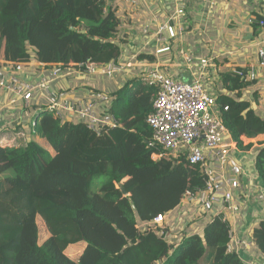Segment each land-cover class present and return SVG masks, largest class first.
<instances>
[{
	"label": "trees",
	"instance_id": "1",
	"mask_svg": "<svg viewBox=\"0 0 264 264\" xmlns=\"http://www.w3.org/2000/svg\"><path fill=\"white\" fill-rule=\"evenodd\" d=\"M121 21L118 7L104 0H0V65L26 64L32 57L65 67L106 63L120 55ZM251 28L258 34L256 24ZM242 72L220 73L227 93L218 94L216 103L230 136L245 151L253 143L243 137L264 134V119L238 100L258 78L249 81L247 70ZM155 93L143 78L107 93L120 126L101 135L41 113L34 128L38 137L27 145L0 142V264H246L227 250L228 228L217 218L188 235L177 224L171 239L144 226L178 207L186 189L203 185L197 167L170 155L152 159L145 120ZM25 111L17 114L26 116ZM254 151V169L264 185V145ZM93 178L101 180L97 192L91 191ZM37 217L47 232L42 242ZM250 237L264 257V219ZM79 243L83 249L71 258L66 250Z\"/></svg>",
	"mask_w": 264,
	"mask_h": 264
},
{
	"label": "built area",
	"instance_id": "2",
	"mask_svg": "<svg viewBox=\"0 0 264 264\" xmlns=\"http://www.w3.org/2000/svg\"><path fill=\"white\" fill-rule=\"evenodd\" d=\"M184 13L183 5H177L174 14L157 24L156 30L151 34L158 43L155 54L172 50L171 42L183 33L182 21L178 26L174 19L182 20ZM153 19L156 17L153 16ZM254 21L263 33L258 42L257 56L259 66L264 68V19ZM143 31L151 33L150 24L145 25ZM179 54L186 68L195 69L194 79L190 82L162 73L157 64L149 68L146 63L141 62L143 66L137 68L136 76L156 88L151 110L145 120L150 130L147 147L152 151L151 157L154 160L170 155L176 162L183 160L188 166H195L200 170L203 185L185 190L179 203L180 211L189 213L186 217L188 222H192V219H201L203 222L215 218L221 220L228 228L230 241L227 250L238 252L235 245L241 247V243L249 246L253 242L249 239L235 244L237 222L253 204H264V185L258 180L253 162L248 170L246 162L249 161L241 160L234 154L239 148L221 119L214 94L216 92L211 93L213 88L202 81L208 71V60H196L193 54L182 50H179ZM119 58L120 55L103 64L83 62L77 67L43 63L33 57L26 64L0 65V92L8 96L0 104V142H27L25 137L18 140L17 134L24 124L34 134L41 113H49L60 120L82 123L95 135L119 127L118 119L109 110L111 97L87 82L96 75L111 78L125 73L130 63ZM142 67L147 69L142 70ZM233 72L239 76L244 75L240 68ZM254 76L255 69L251 68L246 77L250 80ZM67 77L86 81L69 89L55 87L60 79ZM238 100L244 99L241 96ZM30 108L31 111H28ZM15 109L27 110V119L18 116L8 122L4 118L5 114L12 113ZM223 109L228 110V106ZM14 121H17V131L10 124ZM3 134L7 137L4 141L1 140ZM175 214H157L144 226L156 228L160 236L171 239L170 223L176 220Z\"/></svg>",
	"mask_w": 264,
	"mask_h": 264
},
{
	"label": "crops",
	"instance_id": "3",
	"mask_svg": "<svg viewBox=\"0 0 264 264\" xmlns=\"http://www.w3.org/2000/svg\"><path fill=\"white\" fill-rule=\"evenodd\" d=\"M107 2L118 7V14L122 20L119 41H117L120 48L119 59L130 63L128 64L130 66L125 69V73L117 76L115 82L104 81L107 77L87 80L94 88L110 93L121 88L125 81L132 82L136 78H141L136 76L137 68L143 66L141 62L146 63L149 68L157 64L162 73L181 81L190 82L194 79L193 70L195 69L186 68L182 56L179 54V50H182L193 54L196 60L198 58L208 60V71L204 74L202 81L213 88L211 93L216 92L214 93L216 96L227 93L219 82L220 73L239 68L246 69L248 72L254 68L258 78L254 84L241 90L242 98L250 104L260 118L264 119V68L259 66L257 56L258 42L263 33L260 28H258V34L251 28L254 20H256V14L264 19V0H136L135 3L128 0H107ZM177 5H183L185 13L182 20L175 18L174 22L179 26L182 21L183 33L171 42L172 50L170 52L157 55L155 48L158 43L151 34L156 30L158 23L174 14ZM196 11L200 14H197ZM153 16L156 19H153ZM244 16L245 22L241 29L229 28L232 25L231 22H239ZM198 23L199 25H197ZM201 23H206V26L200 25ZM147 24H150L151 33L143 31ZM218 25L222 28L217 27ZM197 29L204 32L202 37L198 36ZM235 38L236 40H234ZM235 41L237 44H234ZM215 45H220L226 50L217 54ZM143 54L153 57L154 60L138 59V56ZM143 69H147V67H142ZM85 81L76 77L62 78L55 84V87L69 89ZM234 94V92L230 93L231 96ZM3 96H0V101H4ZM7 97L4 96L6 100ZM19 111V109H15L12 113L5 114L6 119L14 120L18 116L27 119L23 114L18 115ZM24 128L26 129L25 140L27 139L28 142L31 138V130L26 124L22 126L21 130ZM243 139L247 143H253L251 149L245 151L239 149L234 154L237 158L247 159L252 164V162L254 163V149L264 145V134H259L250 139L243 137ZM18 140L21 139L18 138ZM179 212L180 206L178 205L170 213H176L177 216ZM262 219H264V204H253L244 211L242 219L240 218L237 222L235 244L249 239L253 242L249 246L241 243V247L235 245L240 259L246 264H264V257L259 253L256 244L250 237L251 229ZM194 222V224L197 223V231L199 232V225L204 222L201 219ZM80 244L76 245L83 248V243Z\"/></svg>",
	"mask_w": 264,
	"mask_h": 264
},
{
	"label": "rangeland",
	"instance_id": "4",
	"mask_svg": "<svg viewBox=\"0 0 264 264\" xmlns=\"http://www.w3.org/2000/svg\"><path fill=\"white\" fill-rule=\"evenodd\" d=\"M196 13L197 14H200L199 12H197L196 11ZM246 16V15H245ZM245 16L244 17H241V20L239 21V22H236V21H234V22H231L232 23V25L229 27L230 29H233V28H239V29H241L242 28V24H244V22H245ZM209 22V21H208ZM226 22V21H225ZM228 24V23H227ZM197 25H199V23L197 24ZM200 25H202V26H206V23H201ZM184 26H185V23H184ZM217 27H220V28H222L220 25H218ZM184 28V27H183ZM197 32H198V36H203V33L204 32H200V29H197ZM207 34H208V32H207ZM234 40H236V38L234 39ZM234 44H237V41H235L234 42ZM185 48V47H184ZM215 49H216V53L217 54H220L221 52H224V50H226V48H224L223 49V47L222 46H220V45H215V47H214ZM116 59V58H115ZM115 59H111L110 61H113V60H115ZM120 76V74H116V75H114L113 77H111V79L110 78H107V79H105L104 81H116V78H117V76ZM99 77H102V78H106V77H104V76H94V77H92V80H95V79H97V78H99ZM126 82V81H125ZM104 90V89H103ZM106 91V90H105ZM107 92H109V91H107ZM3 95H6V94H4V93H1L0 92V96H3ZM126 96L128 97V94H126ZM3 99H4V101H0V103H4L5 101H6V98H4V96H3ZM6 118V117H5ZM12 120V119H11ZM7 121L8 122H10V119H7ZM17 123V121H14L13 123H10V124H12V126L14 127L15 126V124ZM18 125H16L15 127H14V130L15 131H17V129H18V127H17ZM20 126V125H19ZM25 128L24 129H22V130H20L19 132H18V134H17V138H19V139H22V138H24L25 137ZM8 134H9V136H13L12 134H10L8 131H6ZM22 132V134H23V136H22V134L21 135H19V133H21ZM31 137H38L37 136V134H36V132H35V134H31ZM15 138H16V136H15ZM7 139V137H5L4 139H1L2 141L3 140H6ZM36 139H38V138H36ZM29 142V141H28ZM28 142H18V143H16L17 145H20V146H24V145H27L28 144ZM246 167H247V169L249 170L250 169V163L249 162H246ZM99 182H101V180H100V178H93V180H92V183H91V191H93V192H97L98 191V189H99ZM188 215H189V213H187L186 211H184V212H179L178 213V215L176 216V220H174L173 222H171L170 223V227L172 228V231L170 232L171 233V236L172 237H176L175 236V233H174V231H173V228H174V230H176L178 227H177V224H179V226H181L183 229H185V235H188V234H190V233H192L193 231H197V226L194 224V221H193V219H192V222H193V224H191L192 222H188V221H186V217H188ZM257 217V216H256ZM261 218V217H260ZM36 222H37V225H38V229H39V242H42L46 237H47V232L45 231V228H44V224H43V222H42V220H41V218L40 217H37L36 218ZM180 234H182V232H180ZM167 238H170V236H168ZM177 240V239H176ZM252 241V240H251ZM79 245H81L80 243H79ZM79 245H72V246H69L68 247V249L66 250V253L71 257V258H75L79 253H80V251L83 249L82 248V246H79ZM83 246H84V243H83Z\"/></svg>",
	"mask_w": 264,
	"mask_h": 264
},
{
	"label": "bare ground",
	"instance_id": "5",
	"mask_svg": "<svg viewBox=\"0 0 264 264\" xmlns=\"http://www.w3.org/2000/svg\"><path fill=\"white\" fill-rule=\"evenodd\" d=\"M20 135L22 134V132L21 133H19ZM22 136H23V134H22ZM6 137V134H3V136H2V139H4ZM10 138H13V136H10ZM14 138H15V136H14ZM4 141V140H3Z\"/></svg>",
	"mask_w": 264,
	"mask_h": 264
}]
</instances>
